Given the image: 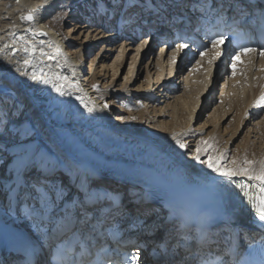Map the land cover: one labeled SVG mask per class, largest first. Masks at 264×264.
Masks as SVG:
<instances>
[{"label": "bare ground", "instance_id": "bare-ground-1", "mask_svg": "<svg viewBox=\"0 0 264 264\" xmlns=\"http://www.w3.org/2000/svg\"><path fill=\"white\" fill-rule=\"evenodd\" d=\"M181 1L183 5L185 0ZM168 2L162 0L165 5ZM96 3L97 0H0V122L8 123L9 132H14L0 137V163L5 162L0 186H12L13 180H9L7 175L13 174L14 178L17 167L15 138L25 128H30L35 145L49 150L53 158L73 169L67 173L69 183H75L74 170L80 166L86 172L90 171L95 179L99 176V180L106 181L108 188L113 185L118 191L130 188L129 194L122 193L129 202L126 206L133 210V215L126 219V227L136 228L139 224L136 219L130 220L136 209L163 212L164 208L179 204L187 194L196 193L217 203L224 212V219L234 217V223L241 222L251 227L254 238L250 241L264 245V228L261 227L264 222L259 221L254 210H250L247 199L241 208L242 216L246 217L236 214V209L233 210L225 201L229 199L228 194L235 192L236 196L239 195L241 190L237 185L241 183L255 191V182L235 177L234 182L228 184L212 173L206 164L194 160L197 146L203 148L205 145L201 142L207 141L219 153H227L222 165H231L233 160L242 162L245 158L264 161V116L256 125L249 121L251 116L257 118L264 113V107H257L260 98L264 97V58L255 52L241 56L233 75L228 51L222 64L215 60L211 65L208 61L214 51L203 57L197 55L194 60L179 50L160 52L164 46L159 45L155 36L153 39L143 36L136 40L135 30L121 31L120 27L113 29L115 27L107 26L114 20H108L110 16L120 14L97 12ZM170 4L175 5V1ZM71 9H77L79 14L76 12L69 16L67 13ZM33 11L35 20L32 24L20 19L21 15ZM89 11L92 20L91 16L86 19ZM93 21H97L96 26L91 24ZM66 25L70 26L68 36L64 34ZM29 29L37 30V34L33 35ZM38 32H46L47 35L41 36ZM135 43H138V52L132 55L125 81L118 83L119 79L115 78L113 84L98 88L93 78L98 75L100 64L106 73L112 68L115 73L119 72ZM24 47L38 49L29 62L36 66L35 69L25 65L29 53L23 51ZM95 47L98 49L92 55L91 65L85 67L86 53ZM115 48H121L120 57L109 65ZM39 49L47 55L42 56ZM173 55L176 56L175 63L172 62ZM33 70L53 80L65 77L59 82L72 95L60 97L46 85L40 86L43 87L41 93L37 88L39 84L31 80ZM26 71L29 73L27 76L24 75ZM187 71L189 75L185 76ZM98 79L99 82L105 80L106 86L107 80L102 74ZM47 92L61 101L65 118L49 111V104L45 103ZM6 97L10 98L2 103ZM116 99L136 101L130 102L123 110L131 118L120 117L117 121L113 115L115 108L111 105ZM10 107L17 108L16 118L5 113L4 110ZM88 108H94V111L89 113ZM211 108L213 113L205 119ZM22 109L25 111L18 120ZM232 113H235V126L232 129L223 127L226 115ZM245 120L246 124L242 126ZM240 127L241 133L248 130L237 147L238 152H233L231 144L237 139ZM201 134H205V138L188 150L186 140ZM83 136L88 140L82 141ZM174 136L187 149H181ZM6 143L12 150L5 149ZM209 155L216 154L209 149L208 155L202 154L201 159L213 162ZM143 197H150L151 202H142L140 199ZM3 202H0V230L4 231L22 223L24 206H19L18 214L10 215L7 203Z\"/></svg>", "mask_w": 264, "mask_h": 264}, {"label": "snow or ice", "instance_id": "snow-or-ice-1", "mask_svg": "<svg viewBox=\"0 0 264 264\" xmlns=\"http://www.w3.org/2000/svg\"><path fill=\"white\" fill-rule=\"evenodd\" d=\"M109 4L111 7L109 8ZM144 0H97L95 10L97 12L103 11L105 15L109 11L112 13H123L128 21L129 26L137 24H151L150 19H145L143 15L132 18L131 11L137 7H143ZM196 4H192L191 8H196ZM201 9H207L209 12L221 13L224 5H217L215 0L212 3H205L199 5ZM229 10L233 7L229 5ZM251 8L260 9V17L264 20V5H249ZM125 8L128 9L125 12ZM151 15V13H150ZM20 19L28 24H32L35 20V13L29 12L27 15H21ZM156 26V25H153ZM161 27H168L161 25ZM33 35L37 34V30H31ZM170 30V29H169ZM39 35H47L46 32H38ZM227 40L226 36L217 35L211 38V47L200 55L206 56L209 52L214 51V55L209 59L208 63L211 65L215 60L223 55L222 46ZM7 47V45H5ZM189 44L187 42L177 43L176 50L187 49ZM19 51V49H17ZM23 51L29 53V58L25 59V65H29L35 69V65H30V59L34 58L38 51L35 47H24ZM41 55H47L43 49H39ZM57 51H59L57 49ZM258 53L261 58H264V49L245 46L240 48V51L231 57L233 75L236 72L237 62L240 61L242 55L247 56L251 53ZM15 55V52L13 53ZM172 62H176V56H172ZM24 75H29L26 71ZM31 80L39 85L50 86L60 97L71 96L70 91L65 90V85L59 81L66 78L61 76L57 80L49 79L44 76L42 72L33 70L31 72ZM81 103H83V99ZM107 107V105H105ZM257 107H264V97L260 98ZM94 108H88L91 113ZM2 129H0V137L10 135L6 123L0 122ZM176 144L181 149H187V146L174 136ZM16 152L14 158L17 167L14 170L13 176H9V180H13L10 187L0 186V198L7 201L6 207L8 213L18 214L19 206L23 207V221L20 225H15L17 228L28 229V236H38V238L47 237L54 232H58L61 228L74 217L75 221L83 227H88L89 238L93 235L97 238H103L106 232H110L111 224L116 221L117 217L121 220L127 219L133 215V210L128 208L122 202L117 203L115 198L110 194V190L102 189L101 183L91 177L90 174H77L75 183H69L68 172L73 169L67 167L64 162L58 158H53L50 151L42 149L40 146L34 144L32 139V132L30 128H25L15 138ZM205 147L197 146L195 150L194 160L206 164L207 168L212 173H216L223 178L228 184L234 182L235 177L247 178L253 181L255 191H251L249 187L243 183L237 185L240 188L243 196L247 198L250 205V210H254V215L258 217L259 221L264 222V161L255 162L244 159L242 162L232 161L231 165H222L221 161L227 158V153H219V150L208 144L207 141L201 142ZM209 149L215 156L209 155L208 160H202L201 155H208ZM70 205V207L68 206ZM153 215V210L145 208L143 211L135 210L136 220L139 224L135 227L137 230L143 229L144 219ZM234 223V217L229 218V226ZM76 225L73 224V227ZM264 228V224H261ZM147 233L155 234L154 229L146 230ZM213 233H217L215 227L211 224H202L198 228L180 233L178 231L170 232L166 236L161 237L160 240L155 241L150 253V260L148 264H233L231 260H221V252H218V247L221 246L219 239L213 238ZM218 235V233H217ZM138 251L130 260H125L124 264H145V260L141 257V252L147 248V241L145 246L137 245ZM28 259L24 264H41V257L46 250L41 242L39 245L29 244L25 249ZM91 255V253H89ZM35 257V261H33ZM58 264H65V261H58ZM71 264H84V261H73ZM87 264H116V261L105 255L103 259L97 257L90 260Z\"/></svg>", "mask_w": 264, "mask_h": 264}, {"label": "rangeland", "instance_id": "rangeland-1", "mask_svg": "<svg viewBox=\"0 0 264 264\" xmlns=\"http://www.w3.org/2000/svg\"><path fill=\"white\" fill-rule=\"evenodd\" d=\"M75 11V12H74ZM78 10L77 9H71V10H68V12H70V13H67L69 16H73V14L74 13H76ZM73 12V13H72ZM72 13V14H71ZM77 14H79V12H77ZM86 19L88 18V17H90V19L92 20L93 19V16H92V13H91V11H89L88 12V14H86ZM69 20L70 19H67V21L69 22ZM91 24H95V26L97 25V21H93V23L91 22ZM69 28H70V26L69 25H66V26H64V34L65 35H67L68 36V30H69ZM73 33V31H71L70 32V35ZM69 35V36H70ZM71 37V36H70ZM139 42V41H138ZM137 44L138 43H135V45H133L132 47H133V51H131V53H129L128 55H127V57L125 58V62H124V65H123V67L119 70V72H117V73H115L114 72V69L110 66V68H112V69H109V71L106 73L105 72V70L102 68V64H100V66L98 67V69H97V74L99 75V74H102V77H104L106 80H107V83H106V86H105V80L104 79H102V80H104V81H100L99 82V79H98V75L96 76V77H94L93 78V82L94 83H96V86H98V88H102L103 86L106 88L107 86H109V85H111V84H113L115 81V78H118L119 79V81H118V83H123L124 81H125V76L127 75V73L129 72V70H130V68H131V65H130V63H131V61H132V55H136L137 54V52H138V46H137ZM78 48V47H77ZM97 49H98V47H95L94 49H89L88 50V52L86 53V59H85V62H84V64H85V67L87 66H90L91 65V58H92V55L93 54H95L96 53V51H97ZM120 49L121 48H118L117 50H116V48L113 50V53L111 54V58H110V61H109V65H112V63H114V62H117V60L119 59V55H120ZM159 51L160 52H162L161 51V49H159ZM84 67V68H85ZM86 69V68H85ZM30 71V70H29ZM92 71V70H91ZM189 75V72L187 71L186 73H185V76H188ZM31 76V75H30ZM224 81L225 80H223V81H221V84L223 85V83H224ZM117 83V84H118ZM221 85V86H222ZM41 85H38L37 86V88L38 89H40L41 91V93L43 92V87H40ZM222 88V87H221ZM219 93H221V90L219 91ZM218 94V93H217ZM46 97V99H47V102H45L47 105L49 104V106H48V109H49V111L51 112V113H54V112H56V113H58L59 114V117H63V118H65V113H64V109H62V103H61V101H57V99L56 98H53L52 96H51V94L49 93V92H47V96H45ZM7 98H10V97H6V98H4V99H2V103H4V102H7L8 101V99ZM130 102H133V103H135L136 101L135 100H132V101H129V100H123V101H121V100H119V99H116L115 101H113V103H111V105H113V107L115 108V110H114V113H113V115L115 116V118H117V121H119V119L118 118H124V117H128V118H131V117H129V113H124V109H125V107H126V105H128ZM208 102V101H207ZM61 105V106H60ZM207 105H209V102L207 103ZM13 108V107H12ZM11 107H10V109L9 110H4L5 111V113L8 115L9 113V115L11 116L12 114V116L11 117H13V118H16L15 116H17L16 115V110H17V108L15 107V108H13L12 109ZM213 108H211V109H209V111L206 113V115H205V119L207 118V116L208 115H210L211 113H213ZM7 111V112H6ZM25 110L24 109H22L21 110V112H20V114H18L19 116L17 117V119L19 120V119H21L20 117H21V114L24 112ZM14 112V113H13ZM5 114V115H6ZM234 114L235 113H232V114H227L226 115V118H225V123H223V127H228V128H230V129H232L234 126H235V121L233 120V117H234ZM263 116H264V113L261 115H259L257 118H255V116H251L250 118H249V121L250 122H253V124H255L256 125V123L258 124L259 122H260V120H261V118H263ZM0 117H2V116H0ZM6 124H8V123H6ZM246 124V120L242 123V126L243 125H245ZM254 126V125H253ZM0 129H2V124H0ZM210 129H212V128H209V130ZM247 130L248 129H245V131H243L242 133H241V127H240V131L237 133V135L236 136H238L237 137V139L236 140H234L233 141V143L231 144V149L233 150V152H238V149H237V147H238V145L245 139V135H246V132H247ZM10 134H13L14 132H9ZM82 133V132H81ZM33 135H34V133H32V137H33ZM197 136V137H196ZM195 137H193L192 139H190V140H193L192 141V143H189V139L188 140H186V145L187 146H189L188 147V150H192L193 148H194V146H196V144H197V142L199 141V140H202V139H204L205 138V134H201V135H196ZM197 138V139H196ZM81 140L82 141H86V140H88V138H87V136L86 137H82L81 138ZM230 145V144H229ZM9 146H10V144L9 143H6L5 144V149H7V148H9ZM10 150H12L11 148H9ZM4 163L5 162H2V163H0V174L2 173L3 174V172H4V167H5V165H4ZM8 173H6L5 175H7ZM8 177L9 176H13V174H8L7 175ZM124 188V187H123ZM122 190V189H121ZM1 201H4L3 203L5 204V203H7V201L6 200H4L3 198H0V202Z\"/></svg>", "mask_w": 264, "mask_h": 264}]
</instances>
